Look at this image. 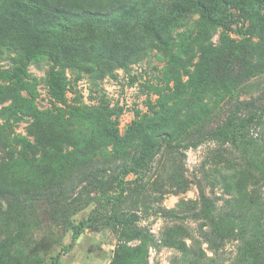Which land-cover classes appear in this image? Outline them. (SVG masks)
I'll return each mask as SVG.
<instances>
[{"label":"rangeland","instance_id":"rangeland-1","mask_svg":"<svg viewBox=\"0 0 264 264\" xmlns=\"http://www.w3.org/2000/svg\"><path fill=\"white\" fill-rule=\"evenodd\" d=\"M232 13L230 38L264 48L257 14ZM195 23L180 27L173 41L137 38L129 61L109 73L77 78L56 69L64 74L54 81L44 61L24 62V41L13 45L15 27L0 9V264H128L142 244L146 264H248L263 255L250 252L264 214L248 196L264 195L263 181L239 198L222 179L231 167L225 160L237 162L238 155L264 174L262 138L247 140L237 153L212 140L180 145V161L163 142L150 147L170 129L163 119L188 110L199 116L202 100L207 117L227 110L231 96L204 92L194 66L199 53L183 42ZM213 33L217 43L223 30ZM248 86L241 99L264 90V76ZM147 115L161 118L159 127L128 139L130 127ZM107 127L116 128L118 139ZM24 138L31 145L23 147ZM140 154L138 173L133 160ZM181 178L184 186L176 183ZM134 231L149 239H131Z\"/></svg>","mask_w":264,"mask_h":264},{"label":"trees","instance_id":"trees-1","mask_svg":"<svg viewBox=\"0 0 264 264\" xmlns=\"http://www.w3.org/2000/svg\"><path fill=\"white\" fill-rule=\"evenodd\" d=\"M0 9L5 11L16 30L10 41L13 45L19 39L24 41V62L44 61L48 66V77L58 81L62 80L64 73L56 72V69L68 70L77 78L94 76L98 72L109 73L114 66L129 61L132 55L129 47L132 45L134 49L140 45L137 38L141 37L147 43L166 38L172 40L180 27L186 28L196 22V31L185 37L181 35V38L186 45L190 40L193 50L199 53L194 66L205 84L204 92L215 93L223 89L231 96L225 100L227 110L220 118L213 113L207 117L209 106L202 100L199 116L188 110L186 114L163 119L170 129L155 135L150 147L163 142L171 157L180 161V145L188 149L212 140L229 143L237 153V147L243 149L247 140L260 143L263 139L264 143V135L261 136L264 90H257L250 98L238 96L239 91L249 87L250 81L264 76V48L251 39H232L226 30L230 23L227 19L233 17L232 10L235 9L244 14H257L263 23L264 0H0ZM195 16L197 21H193ZM219 29L223 33L214 43L211 41L212 31ZM172 62L176 64L177 60ZM160 121L161 118L154 115L141 118L128 130V139L156 130ZM107 130L111 137L118 139L115 127L111 130L107 127ZM28 145H31L30 141L24 138L23 147ZM237 157V162L225 160L231 167L228 168L230 173H224L222 179L231 194L243 198L251 186L260 187V182L264 183V174L246 156ZM133 161L140 173L141 154ZM182 179L176 181L177 185L184 186ZM250 192L248 196L253 200L255 211L260 206L264 214V195L252 197L254 195ZM253 224L257 226L258 221ZM253 233L260 239L250 252L257 254L264 250V225L259 232ZM79 236L80 230L77 229L72 238L75 240ZM131 239L144 243L149 237L141 231H134ZM181 247L186 249V245ZM131 257L128 264H146L144 245L132 250ZM247 263L264 264V253L257 254Z\"/></svg>","mask_w":264,"mask_h":264}]
</instances>
